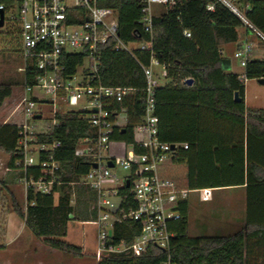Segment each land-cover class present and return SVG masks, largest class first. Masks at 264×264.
<instances>
[{
  "label": "trees",
  "instance_id": "1",
  "mask_svg": "<svg viewBox=\"0 0 264 264\" xmlns=\"http://www.w3.org/2000/svg\"><path fill=\"white\" fill-rule=\"evenodd\" d=\"M209 0H174V4L153 17L150 47L135 49L133 55L114 50L113 41L100 48L98 81L107 86L133 89L112 109L126 108L127 121L111 134L110 151L122 154L133 140V128L142 115V89L145 77L141 66L150 61V50L165 65V82L155 89V114L161 140L185 142L167 165L165 175L177 186L188 189L245 186V223L229 234L190 237L187 234L188 202L179 205L180 218L173 225L175 236L170 241L169 255L177 264H264V108L244 105V84L238 74L224 71L222 45L233 43L236 48L245 33L243 23L230 10L215 3L206 9ZM246 19L264 35V0H236ZM105 7L117 13L118 35L125 42H147L141 30L142 0H103ZM187 30L190 37L183 35ZM256 51L253 55H259ZM262 54V55H261ZM246 63L247 79L264 77V53ZM82 54H71L65 62V73L74 74L82 64ZM38 71L27 69L25 81L34 82ZM187 78L193 80L186 85ZM13 83L0 82V106L12 94ZM241 97L234 101V93ZM57 124L39 141L60 140L54 153L60 163L57 173L65 183L54 186L50 194L27 189L24 211L14 202L13 211L31 233L59 251L82 256L81 247L64 240L69 221L88 222L96 218L95 192L76 182L88 169L86 161L76 157L79 139L91 136L94 129L81 111H59ZM122 129L125 131L122 132ZM18 128L14 123H0V151L9 154L13 167ZM184 165L182 176L177 165ZM174 170V171H173ZM38 172V170L36 171ZM20 176L21 173L17 172ZM7 183L0 179V186ZM122 194H128L122 189ZM73 197V199H72ZM72 199V202H71ZM6 213V212H5ZM116 240L130 242L139 233L138 224L123 223L115 227ZM1 237V236H0ZM166 253L150 246L146 253L129 252L110 256L99 264H157ZM261 264V263H260Z\"/></svg>",
  "mask_w": 264,
  "mask_h": 264
},
{
  "label": "built area",
  "instance_id": "2",
  "mask_svg": "<svg viewBox=\"0 0 264 264\" xmlns=\"http://www.w3.org/2000/svg\"><path fill=\"white\" fill-rule=\"evenodd\" d=\"M101 1L0 0L3 20L0 29H4L0 31V37L11 38L18 44L21 65L16 70L23 78L22 95L17 105L21 107V122L14 123L18 128L15 159L13 167L8 165L5 169L21 173L18 181L25 195L27 189L50 194L54 186L65 183L59 179L60 163L54 157L61 142L39 141V135H48L52 131L57 124V112H84L94 132L78 140L75 155L86 161L88 169L70 184H81L95 192L97 216L92 221L82 222L96 227L95 263L126 252L141 255L154 246L166 253L157 264H177L169 255L170 241L175 236L172 227L180 218V203L187 200L192 190L177 186L163 174L166 163L188 148L185 142L164 141L158 135L154 93L162 84L153 66L160 67L165 78V65L160 64L150 50L149 64L141 66L145 77L142 115L133 128V140L119 155L110 151V136L127 121L126 108L110 107L113 102L121 103L133 89L103 85L97 77L100 48L113 41L114 50L133 55L135 49L150 47L155 8L165 9L174 4V0H142L139 24L149 39L137 42L138 47L133 49L119 38L116 11L101 5ZM215 3L230 10L245 29L256 33L264 42V35L246 19L236 0H209L206 9L213 10ZM183 35L190 37L187 30ZM251 53L252 45L245 35L235 49V57L242 69L237 73L238 79L243 84L247 79L244 68ZM71 54H82L83 59L88 60L87 73L82 79L76 77L78 66L74 74L65 73V62ZM27 69L38 71L33 83L25 81ZM39 103L50 106L47 125L36 123L43 119L42 112L35 110ZM37 114L40 115L38 119L35 118ZM117 164L128 170L127 176L119 178L111 172ZM122 189H127L128 194H122ZM195 191L203 199L210 196L209 188ZM123 223L139 226V233L130 242L114 238L116 225Z\"/></svg>",
  "mask_w": 264,
  "mask_h": 264
},
{
  "label": "rangeland",
  "instance_id": "3",
  "mask_svg": "<svg viewBox=\"0 0 264 264\" xmlns=\"http://www.w3.org/2000/svg\"><path fill=\"white\" fill-rule=\"evenodd\" d=\"M161 10H164L163 7H156L154 12L158 14ZM3 30L0 29V31ZM243 30L245 32V28ZM245 35L252 45V55L256 51L264 53V42L256 33L249 31ZM224 45H222L223 56L230 59V71L240 73L242 69L239 66L238 59L235 57L236 45L229 43L228 46L223 47ZM127 47L133 49L138 47V43L128 42ZM18 49V44L14 40L0 37V82L13 83L12 94L0 106V123L5 120L8 123L21 122V107H17V105L22 95L23 78L22 74L16 70L21 65ZM87 67L88 60L84 58L82 64L77 67V79L84 78L87 73ZM153 71L159 75L160 83L163 84L166 80L161 74L162 69L158 66H153ZM244 105L249 108H264V83H260L257 79H246L244 83ZM35 110L43 114V119L36 121L37 125H47L50 121V106L39 103L36 105ZM8 160L9 154L0 151V179H6L7 181L5 186H0V236L5 232V212L13 211V203L15 202L22 210L25 209V191L21 182L18 181V171L5 169L8 166ZM176 167L181 170L182 175L185 174L184 166L177 165ZM111 172L119 178L128 175V170L118 164L111 169ZM231 193L229 190L216 189L213 192L210 191L209 198L205 199L198 192L190 193L187 218L188 236L200 237L229 234L234 231L235 228L232 227L230 221L235 216L238 217L241 214L243 207L239 202L233 201L232 204H229L230 199H235L229 196ZM16 217L20 218L18 215ZM95 239L96 227L94 225H82L78 221L68 222L67 235L64 240L82 246V250L86 253L85 257L83 255L75 256V258L74 256H69L75 259V264H95L92 259V253L95 249ZM61 264H69V262L65 261Z\"/></svg>",
  "mask_w": 264,
  "mask_h": 264
},
{
  "label": "crops",
  "instance_id": "4",
  "mask_svg": "<svg viewBox=\"0 0 264 264\" xmlns=\"http://www.w3.org/2000/svg\"><path fill=\"white\" fill-rule=\"evenodd\" d=\"M228 45L229 43L225 44L223 47H226ZM253 57H260V54L253 55ZM3 123H8V122L5 120L1 122V124ZM167 165L168 162L164 166L165 168L163 172L164 175L166 173ZM184 171L186 174L185 166H184ZM209 189L211 192H213L216 189H224L232 192L231 195L229 196L235 199L234 200L230 199L229 204H232L233 201L239 202V204L242 205L243 210L241 212L242 215L240 214L241 216L239 215L238 217L235 216L230 221V223L232 224V227L235 228L234 231L243 227L245 223V209H246L245 186L238 185V186H227V187H218V188H209ZM192 192H196L195 189H192L190 193ZM189 196L186 200L188 202V208H189ZM16 215L17 214L14 211L6 212L5 232L0 237V241H2L0 243V264H61L65 261H68L69 264H75V259H74L75 256L74 258L69 257L72 255L71 254L68 255V253L53 249L45 245L42 242V238L35 237L31 233V231L25 226L23 220L21 218L16 217ZM79 223H81L82 225L88 224L82 222ZM79 247L83 249L82 246ZM82 254L85 257L86 253L84 252V250H82ZM92 259L94 260L93 253H92ZM260 263L262 264V260L258 262V264Z\"/></svg>",
  "mask_w": 264,
  "mask_h": 264
},
{
  "label": "water",
  "instance_id": "5",
  "mask_svg": "<svg viewBox=\"0 0 264 264\" xmlns=\"http://www.w3.org/2000/svg\"><path fill=\"white\" fill-rule=\"evenodd\" d=\"M3 25V20H2V15H1V11H0V27ZM220 64H221V68H222V70H224V71H230V69H231V64H230V59L229 58H226V57H223L222 59H221V61H220ZM258 81L260 82V83H264V77L263 78H259L258 79ZM192 82H193V80L191 79V78H187L185 81H184V83L186 84V85H190V84H192ZM242 99H241V97H239V95L237 94V92H235L234 93V101L235 102H240ZM93 111H96V109H93ZM35 118H40V115L39 114H37V115H35ZM125 130L124 129H122V132H124ZM108 165L109 166H112V163L111 162H108ZM94 167L96 166V165H93Z\"/></svg>",
  "mask_w": 264,
  "mask_h": 264
}]
</instances>
